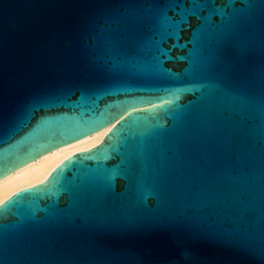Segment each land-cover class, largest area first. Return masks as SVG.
Wrapping results in <instances>:
<instances>
[{"label": "water", "instance_id": "water-1", "mask_svg": "<svg viewBox=\"0 0 264 264\" xmlns=\"http://www.w3.org/2000/svg\"><path fill=\"white\" fill-rule=\"evenodd\" d=\"M107 127L0 264H264V0H0V178Z\"/></svg>", "mask_w": 264, "mask_h": 264}, {"label": "bare ground", "instance_id": "bare-ground-1", "mask_svg": "<svg viewBox=\"0 0 264 264\" xmlns=\"http://www.w3.org/2000/svg\"><path fill=\"white\" fill-rule=\"evenodd\" d=\"M110 127L49 151L0 178V203L5 202L16 190L47 177L54 166L61 163L69 154L92 145H99Z\"/></svg>", "mask_w": 264, "mask_h": 264}, {"label": "snow or ice", "instance_id": "snow-or-ice-1", "mask_svg": "<svg viewBox=\"0 0 264 264\" xmlns=\"http://www.w3.org/2000/svg\"><path fill=\"white\" fill-rule=\"evenodd\" d=\"M178 26V25H177Z\"/></svg>", "mask_w": 264, "mask_h": 264}]
</instances>
